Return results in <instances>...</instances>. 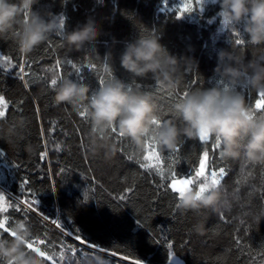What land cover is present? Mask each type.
<instances>
[{"label": "trees", "instance_id": "16d2710c", "mask_svg": "<svg viewBox=\"0 0 264 264\" xmlns=\"http://www.w3.org/2000/svg\"><path fill=\"white\" fill-rule=\"evenodd\" d=\"M182 2L167 0L165 6L164 0H40V6L65 17L62 31L53 33L27 56L17 51L13 35L0 38V56H7L11 61V67L0 61V95L8 103L5 117L0 118V151L6 154L5 158H0V187L7 195L23 199L27 193L22 194L18 186L27 179V188L35 192L40 201L37 206L40 211L51 219L66 223L74 233L77 229L83 230L93 242L118 253L110 257L107 253L79 245L27 205L20 204L19 211L16 207H9L7 212L0 213V217H7L6 226L9 228L18 221H25L32 229V240L45 241L41 248L53 255L55 264H67L59 260L62 246L72 264H77L70 256V244L83 248L86 253L77 252L79 264H95L94 255L102 256L108 264H130L129 259H121V256L140 259L143 264H167L165 240L173 242L174 254L182 264H264V217L255 219L264 211L262 165L249 164L243 153L234 160L221 158L220 146L213 147L215 139L212 137L206 144L181 138L182 159L175 164L168 158L174 155L173 152L159 150L163 158L159 166L164 169L165 180L170 178L169 165H172L181 174L180 178L190 174L189 178L193 179L190 187L194 190H198L202 178L195 177L193 167L198 165L199 155L203 152L208 153L207 174L219 166L229 171L219 187L221 200L217 210L184 212L175 207L176 194L160 186L165 181L156 175V167L150 170L151 174L139 167L138 161L156 164L142 160L145 152L138 154L130 141L117 138L111 131L103 136L92 133L88 115L86 120L78 115L79 111L87 109V99L79 109L58 104L55 100V89L65 79L86 84L90 99L101 87V77L105 80L103 86L117 78L128 91L149 94L160 120L164 121L175 118L176 92L182 94L185 90L191 92L216 84V78L212 76L219 50L229 49L245 61H264V46L248 44L242 34L245 44L236 46L233 29H220L218 5L205 0L200 12L192 0L193 11L181 14L188 18L184 23L176 19V10ZM90 15L106 18L102 25L104 34L80 51L66 47L63 32L83 24ZM148 35L160 36V43L169 54L177 57L191 55L198 61V68L191 64L187 70L181 64L180 83L175 91L160 87L151 77L133 79L119 69L116 57L122 51L123 43ZM113 38L117 41L114 46ZM50 44L54 45L51 51ZM110 48L112 58L105 56ZM22 58L31 65L25 67L29 73L26 77L28 88L18 77ZM69 60L74 62L75 68L68 64ZM89 63H94L96 68L81 67ZM81 75L83 81L78 78ZM57 76L61 80L55 87H49L51 79ZM192 80L198 83L192 85ZM169 94H173L171 98ZM257 98V93L245 89L248 106ZM261 114L264 113H258ZM176 122L178 127L181 126L178 119ZM41 152L47 153L43 159ZM61 169H64L63 174ZM53 186L55 193L51 191ZM129 187L134 191L125 192ZM85 192L89 194V201L81 205ZM121 195L126 199L121 201ZM12 203L15 205L16 200L13 199ZM116 206L118 211L114 210ZM221 214L227 223L219 219ZM136 217L145 221L146 228L133 233L131 229L136 227ZM242 220L244 224H241ZM148 228L161 241L160 244L150 239ZM245 228L248 229L247 235ZM234 235L243 241L239 247L233 243ZM0 237L10 238L2 231Z\"/></svg>", "mask_w": 264, "mask_h": 264}, {"label": "clouds", "instance_id": "9594fccd", "mask_svg": "<svg viewBox=\"0 0 264 264\" xmlns=\"http://www.w3.org/2000/svg\"><path fill=\"white\" fill-rule=\"evenodd\" d=\"M210 2L218 5L220 29L238 30L248 44L264 46V0ZM105 19L90 15L83 24L63 32L65 46L80 51L97 42L104 34ZM64 25L65 17L40 6V0H0V38L13 35L21 55L30 54L53 33L62 31ZM116 43L113 38L112 46ZM105 56L113 57L111 48ZM116 59L119 69L131 78L151 77L169 91H175L179 86L178 73L182 63L185 70L191 64L198 68V61L191 55H171L160 43V36L151 35L124 42ZM212 77L216 78L215 85L183 96L173 105L175 118L162 121L158 127L152 123L160 117L151 96L128 91L117 78L98 88L90 99L86 84L65 79L55 89V100L58 104L79 109L87 99L86 111L92 122V133L103 136L115 128L122 138L134 145L138 154L146 151V139L159 150L173 152L181 138L199 140L205 136L219 141L220 156L225 160L238 159L243 153L249 164L264 165V115L258 117L250 110L241 91L264 93V61H245L233 51L222 49L217 52ZM177 119L181 124L179 127ZM176 200L178 210L198 213L217 210L221 194L219 188L199 191L185 186L177 193ZM11 230L14 236L0 237V264H43L36 253L27 249L33 236L31 227L25 221H18ZM93 259L95 264H106L102 256L94 255Z\"/></svg>", "mask_w": 264, "mask_h": 264}, {"label": "snow or ice", "instance_id": "6c2138e0", "mask_svg": "<svg viewBox=\"0 0 264 264\" xmlns=\"http://www.w3.org/2000/svg\"><path fill=\"white\" fill-rule=\"evenodd\" d=\"M205 3V0H195V6L199 8V11L202 12L203 11V5ZM164 4L165 6H167V0H164ZM193 11V4H192V0H183V2L180 4L179 8L176 10L177 15H176V19L179 20L181 18V14L183 13H191ZM25 16H27V13H25ZM209 23H211V21H209ZM232 35L235 38L234 40V44L236 46H242L245 44V41L243 38H241V33L238 30H233ZM49 50H53L54 45H49L48 46ZM0 61H4L8 64L9 67H11V61L9 60V58L7 56H0ZM68 64L72 65V67H76V65L74 64V62L72 60L68 61ZM30 67L31 65L27 64V61L25 59H21L20 63H19V72H18V77L19 79H21L22 81H24V87L28 88L29 84L28 81L26 79V77L29 76V73L25 71V67ZM57 66H59V61H57ZM81 67L86 68L88 70H92L96 68V65L94 63H89L86 65H81ZM105 68L107 70V65H105ZM109 75H111L109 73ZM81 81H83V76H79L78 77ZM58 80H61V78L59 76H57L56 78L51 79L49 87H55L58 83ZM62 83V81H61ZM100 86L103 87L105 80L103 77L100 78L99 80ZM196 83H198V81L196 80H192L190 81V84L195 85ZM161 87V86H160ZM131 89H129L130 91ZM227 90V89H226ZM242 93L245 96V89H241ZM189 93L188 90L183 91V93L181 94L179 91L176 92L175 98L177 100L181 99L183 96H186ZM173 94H169V98H171ZM259 98L255 99L254 103H250L249 104V108L250 110L256 115V116H262L264 114L258 115V113H264V93H260L257 94ZM249 98H250V94H249ZM82 107V106H81ZM8 108V103L5 100V97L3 95H0V118L5 117L6 115V109ZM37 114H38V110H37ZM79 117H81L82 119L86 120V116H87V111L86 108L84 110L79 111L78 113ZM161 120H154L153 126L154 127H158L159 124L161 123ZM111 133L113 135H115L117 138H122L115 130V128H113L111 130ZM41 135L43 136V130L41 129ZM210 140V137H205V136H201V138L199 139V141L202 144H206L208 143ZM182 141L177 145V148L175 149V151H173L174 155H170L168 158L171 159L173 161V164L175 163H179L182 159L180 153H181V145H182ZM145 144H146V151L142 157L143 161H149V162H156V164H151V163H143V162H139V167L141 169L147 170L150 172V170L153 167H156V175L159 176L160 180L165 181V183L161 184L160 186L165 188L166 190H170V192L172 194H176L175 198H177V193H179L180 191H182L185 186L191 188L190 186L193 184V179L189 178L190 174L185 175V178H180V173H178L177 171H175V169L172 167V165H169V168L171 169V174H170V178L165 180V175H164V169L162 167H160L159 165L163 163V158L161 157L160 153H159V149L152 144L149 139L145 140ZM220 143L218 140H215V143L213 145L214 148H219ZM59 148V146H58ZM46 152H41V158L43 159L44 156L46 155ZM207 156L208 153L205 151L202 154L199 155V160H198V165L193 167V171L195 173V177H200L202 178V182L199 183L198 186V190L199 191H204L206 189H208L209 187H214V188H219L223 182L224 179H226L229 175V171L226 167L224 166H219L218 168H214L211 172L210 175L207 174L206 172V160H207ZM6 154L2 151H0V158H5ZM129 159H131V157H129ZM262 167H264V165H262ZM64 169L60 170V173L63 174ZM151 174V172H150ZM251 173H248V175H250ZM29 184V181L27 179L23 180V182H21L19 184V189L20 192L23 193H27L26 196H24L23 199H21L20 197H14L11 194L5 195L3 192H0V213H4L7 212L9 207H16V209L19 211V205L20 204H24L27 205L32 212H37L39 215L42 216V218L45 221H50L52 224L55 225V227L57 229H60L61 231H63L65 233L66 237H72L75 241H77L79 243V245H83L88 249H93L96 252H100V253H107L110 257L111 256H117L118 253L115 251H111L109 248L105 247V246H101L100 244H97L95 242H93L92 240H90L87 235H85L83 233V230L81 229H77L76 233L72 232L70 226H68L66 223L62 224L60 222L59 219H51L48 214L43 213L42 211H40V209L37 207L40 204V201L36 198V193L33 192L32 190L27 188V185ZM51 191L53 193L56 192L55 187L53 186ZM132 191H134V189L132 187H129L127 189H125V192L127 193H131ZM251 195V193H250ZM30 197V199H29ZM261 198L264 199V193H262ZM13 199L16 200V204L13 205L12 201ZM119 199L121 201L125 200L126 197L124 195H121L119 197ZM89 201V194L87 192H85L83 194V199L80 201L81 205H85L87 204V202ZM176 208H178V205H175ZM114 210L118 211L119 208L118 206L114 207ZM261 217H264V211H261L257 214V216L255 217L256 220H259ZM219 219L223 222H228L226 220V218L224 217L223 214L220 215ZM6 221H7V217H0V231H2L3 233H7L8 236H14V233L12 232L11 228L6 226ZM241 224H244V221H241ZM135 228H132L131 231L133 233L138 232L139 229H145L146 228V224L145 221L140 219L139 217L135 218ZM150 233V239L153 240L155 243L160 244V240L156 239L154 235H152V230L150 228L147 229ZM239 231V229H237V232ZM245 234L247 235L248 233V229L245 228L244 229ZM79 233V234H77ZM187 243V241L185 242ZM233 243L239 247L243 241L241 240V238L237 235L233 236ZM45 241L43 239H33L31 242H29L27 244V249L30 252L36 253L43 262L48 261L51 262V264H55V261L53 259V255H49L48 252H46L45 250H43L41 248V245H44ZM164 247L166 248V260H167V264H182V261L174 254L173 251V242L170 240H165L164 242ZM68 248L70 249V256L72 259H76L77 264H79V259L77 258V252L79 251L82 255H86V253L84 252L83 248L78 249L75 245H68ZM82 258V257H81ZM121 259H129L130 260V264H143V261L140 259H131L130 257H125V256H121ZM59 260L61 261H66L67 264H72V260L69 259V256L66 254V249L62 246L61 250H60V254H59ZM106 264H108V262L106 261Z\"/></svg>", "mask_w": 264, "mask_h": 264}, {"label": "rangeland", "instance_id": "374dc122", "mask_svg": "<svg viewBox=\"0 0 264 264\" xmlns=\"http://www.w3.org/2000/svg\"><path fill=\"white\" fill-rule=\"evenodd\" d=\"M179 21L186 23V22L188 21V18L185 17V16H181V18L179 19ZM208 175H210V173H208ZM0 192H3L5 195H7L6 191L3 190L2 187H0ZM49 223L52 225L51 222H49ZM56 264H57V263H56Z\"/></svg>", "mask_w": 264, "mask_h": 264}]
</instances>
